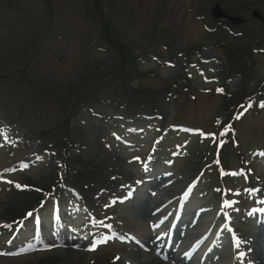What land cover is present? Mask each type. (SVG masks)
Segmentation results:
<instances>
[{"label": "rangeland", "instance_id": "374dc122", "mask_svg": "<svg viewBox=\"0 0 264 264\" xmlns=\"http://www.w3.org/2000/svg\"><path fill=\"white\" fill-rule=\"evenodd\" d=\"M17 1L24 9L19 13L12 8L4 10L6 0H0V20L12 23L6 36L5 23H0V115L4 111L16 120L21 138L28 133L25 131L30 132L37 125L48 127L62 118L60 102L41 87L42 81L54 79L60 84L72 83L77 81L82 66H103L109 54L97 47L88 48L84 43L85 39L96 44L103 40L99 32L101 25L94 24L92 17L84 20L87 14L100 9L105 8V16L110 21L108 30L122 34L132 44L130 52L138 58L145 74L139 78V84L162 88L180 71L185 73L184 62L188 59L193 63L194 90L170 101L163 133L164 138H169L166 146L156 148L160 141H156L157 120L130 129L119 122L116 135L110 132L111 151L129 163L127 167L135 179L133 184H126L120 199L107 200L119 204V211L113 215L120 219L119 228L99 221L103 234L96 236V231L85 222L88 213L77 198L68 193L58 199L59 203L52 200L48 207L25 220L18 236V230L12 235L13 228L0 230V264H39L46 259L60 264H87L107 248L117 254L119 264H140L144 256L159 255L168 258L164 260L168 264H238V261L239 264H261L264 261V154L261 153L264 152V107L239 108L240 115L234 126L224 128L226 131H221L220 136L216 120L228 112L229 107L222 100L225 92L236 94L242 90V93L259 94V89L264 92V28L261 25L247 28L255 37L250 44L245 39V43L240 40L224 43L218 33L219 25L229 22L213 20L209 12L219 0H97L95 6L92 0ZM221 2L223 7H232L245 19L250 18L253 10L264 16V0ZM203 14L209 16L210 23H205ZM208 26L216 30L217 37H210L212 31ZM26 29L31 56L20 65L17 56H12L13 50L22 43L20 31ZM89 34L97 40L88 37ZM146 37L159 38L158 44L146 46L143 41ZM163 37L173 42V46L165 48L161 44ZM226 44L230 48L247 45V49L237 60L233 53L228 57ZM183 50L178 62L177 56ZM126 54V50H122L113 55ZM13 58L17 65H12ZM31 60V69L36 75L21 70H25L27 63L30 70ZM223 69L232 73L230 81L221 72ZM17 70L22 72L21 76H27L30 89L23 91L15 86ZM33 121H37L35 126ZM194 129H201L202 133H195ZM210 132L214 136H209ZM235 135L245 158L244 172L254 184L252 190L247 189L249 180L240 170L241 149L234 143ZM202 137V148L209 152V159L215 160L214 165L219 168L223 161L228 164L222 172L227 175V198L234 199L233 203L237 199V204L227 212H219L224 207L218 203L214 190L218 183L215 167L204 169L197 181L193 178L196 173L189 170L198 159L191 151ZM16 140L14 136V143ZM8 143L0 141V212L6 208L1 203L10 196L3 184L17 187L26 177L33 181L44 177L46 182L55 165H59L50 151H44L43 155L15 169V172L25 173L24 176L17 173L12 176L13 169L4 168L28 159L33 148L28 144L15 147ZM154 147L158 162L150 168L145 165V159ZM11 149L16 151L17 157L9 155ZM227 214L233 217L232 226L243 231L238 244L235 242V246L238 245L235 250L234 238H229L233 232L225 226ZM99 215L112 217L100 212ZM2 222L0 220V224ZM92 248L95 250H90Z\"/></svg>", "mask_w": 264, "mask_h": 264}, {"label": "trees", "instance_id": "16d2710c", "mask_svg": "<svg viewBox=\"0 0 264 264\" xmlns=\"http://www.w3.org/2000/svg\"><path fill=\"white\" fill-rule=\"evenodd\" d=\"M92 3L95 6L98 1L92 0ZM21 5L17 0H6L4 10L12 8L14 12L19 13L21 10H24L23 5ZM228 9L235 15L240 14L236 13L232 7H228ZM104 10L100 9L99 12L87 14V19H84L88 20L92 17L94 24L97 26L98 24L101 25L99 32L103 40H98L100 44L92 42L91 39L87 41L85 39L84 43L88 48L97 47L98 50L109 54L103 66L99 67L100 65H98L96 68H91L89 64L85 65V67L82 66L79 69L80 75L77 81L72 83L60 84L54 79L41 82L43 84L41 87L46 90L49 96L53 99L55 97L60 102V110L62 112L60 121L48 127H38L37 125L32 131H25L28 133L24 134V138H21L17 135L19 131L16 129L19 127V124L16 120H13L10 116H8V119L5 118L15 132L14 135L19 137L23 142L22 145L28 144L33 148L30 152L31 155L50 151L59 165H55L54 168L57 172H54L55 170L52 171L51 177L46 182L44 177L38 179V181H33L30 177H26L24 178V182L16 184L17 187L10 185L4 187L5 192L10 196L7 201L1 203L2 206H6L0 212V220L3 221L0 224L2 231L7 230L9 227L15 229L23 220L28 219L39 210L48 207L52 200L56 198L63 199L68 193L73 194L77 198L76 201L83 207V210L88 213L86 215V223L90 226L91 230L94 229L96 231V234L100 229L99 221H106V224L112 228H119L120 219L113 216L119 211V204L116 201L107 202V200L112 197L118 200L124 192L126 184H133L135 179L132 171L127 167L129 163L117 158L116 153L111 151L112 147L109 140H112V137L110 136V132L119 131V127H116L119 122L127 126L126 129H130L142 127L149 121L157 120L159 135L156 141L160 140L156 145L158 150L161 145L166 146L169 143V138L167 136L164 138L165 134L163 135V133L167 127L168 105L170 101L190 94L194 90L193 71L191 69L193 63H189L188 59L184 62L185 73L180 71L174 79L166 81L162 88L139 84V78L145 76V74L142 73V69L138 64V58L130 52L132 44L126 41L124 39L126 37H123L122 34L111 33L108 30L110 21L106 18ZM82 16L84 17V14ZM203 17L206 24L210 23L207 14H203ZM217 21L226 22L222 20ZM2 22L6 26V32L4 33L6 36L12 23L0 20V23ZM224 25H219L220 30L218 32L220 39L224 43L237 40H240L242 43L248 41L249 44L252 40L254 42L255 37L247 31V28L258 25L257 20L249 21L241 26L232 27L229 23L228 25ZM207 28L212 31L210 26ZM28 29L20 31L22 43L13 50L14 53L12 52V57L17 56V63L20 62V65L31 56L29 34L25 33ZM18 34L19 32H17ZM88 37L97 40L93 34H89ZM210 37H217V32L214 28L210 33ZM158 39L146 37L143 41L146 46H151L154 43L158 44ZM248 43L246 44L249 45ZM108 44L111 45V48L108 47ZM161 44L165 48L173 46V42L168 41L165 37L161 38ZM232 47L230 48L226 44V53L228 57L232 53L235 54L233 57L237 60L239 57L242 58V53L247 49L244 46L242 48L241 46L235 48L232 45ZM122 50H126L128 54L122 56L113 55L114 53H120ZM183 52L184 50L177 56L178 62ZM109 58L112 61L110 60L109 62ZM32 60L30 62V70L27 63L24 67L25 70L21 69L23 73L37 74L31 69L33 66ZM11 62L12 65H17V63H14V58ZM171 63L175 62L171 61ZM18 72V70L15 71V75H17V79L14 82L15 86L17 85V88L23 91L30 89L31 86L29 85L27 76H21L22 72ZM221 72L224 73L227 81L232 79V73H228L225 69ZM240 74L242 75L241 71ZM29 78L32 80L31 77ZM37 87L39 88L38 85ZM258 92L259 94H247L242 93L241 90V93L238 91L236 94L232 92L222 94V100L229 108L225 115L216 120L218 136L226 131L224 128L234 126L236 117L240 115L239 108L241 109L246 106L248 108H255L264 103V92L260 89ZM249 105L251 106L249 107ZM33 122L35 126L37 121ZM40 125L42 124L40 123ZM235 142L239 144L238 135L234 137ZM203 144L198 139L197 144L194 145V151H191V155L198 159L192 162L193 164L189 167V170H191V173H196L194 175L196 177L202 174L204 169L208 170L209 167H215L218 183L214 190L218 194L217 199L219 203H221L222 190L225 189V184H227V175H223L222 172L228 168V164L223 161L222 165H219L218 168L214 165L213 160L210 162L209 152L204 147L202 148ZM230 146H232V142ZM156 148L154 147L153 152L149 153L150 155L146 157L147 161L145 163L149 166H157L158 159L155 158ZM240 149L241 153L238 154V157L244 168L245 158L242 147ZM59 167L62 168L59 169ZM59 171L61 172L59 173ZM17 175L22 177L25 173L17 172ZM249 182L253 186L250 177ZM213 195L215 196V194ZM107 204H109L108 207H106ZM99 212L104 214V216L112 217L108 219L101 217ZM236 232L239 235L243 234V231L238 227H236ZM39 264L60 263L46 259L42 260ZM87 264L119 263L117 261V254L107 248L104 252L94 256Z\"/></svg>", "mask_w": 264, "mask_h": 264}, {"label": "water", "instance_id": "95a60500", "mask_svg": "<svg viewBox=\"0 0 264 264\" xmlns=\"http://www.w3.org/2000/svg\"><path fill=\"white\" fill-rule=\"evenodd\" d=\"M212 15L216 19H228L232 25L241 24L244 22L242 18L239 17H231L228 13H226L220 6V4H217L215 7L211 10ZM253 17L259 18L261 21H264V18L259 14L258 11L253 12Z\"/></svg>", "mask_w": 264, "mask_h": 264}, {"label": "bare ground", "instance_id": "6f19581e", "mask_svg": "<svg viewBox=\"0 0 264 264\" xmlns=\"http://www.w3.org/2000/svg\"><path fill=\"white\" fill-rule=\"evenodd\" d=\"M147 216V214H146ZM161 255H159L158 257L156 256H144L143 258H141L140 260V264H168L166 263L165 261L168 260V258L166 257H163ZM259 259H261L259 257ZM165 260V261H164ZM261 264H264V261L261 263Z\"/></svg>", "mask_w": 264, "mask_h": 264}, {"label": "snow or ice", "instance_id": "6c2138e0", "mask_svg": "<svg viewBox=\"0 0 264 264\" xmlns=\"http://www.w3.org/2000/svg\"><path fill=\"white\" fill-rule=\"evenodd\" d=\"M251 105H249V107H250ZM260 107H264V103H262L261 105H260ZM233 175H236L235 173H233ZM227 206V205H226ZM238 246V245H237ZM90 250H95V248H92V249H90Z\"/></svg>", "mask_w": 264, "mask_h": 264}]
</instances>
